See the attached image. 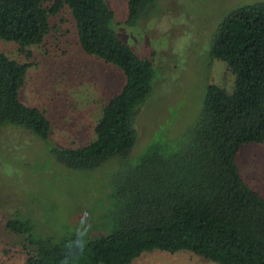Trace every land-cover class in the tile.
I'll return each mask as SVG.
<instances>
[{
  "label": "trees",
  "instance_id": "trees-1",
  "mask_svg": "<svg viewBox=\"0 0 264 264\" xmlns=\"http://www.w3.org/2000/svg\"><path fill=\"white\" fill-rule=\"evenodd\" d=\"M153 2L127 0L126 25L135 26ZM65 11L82 51L124 75L101 105L87 144L50 148L74 170L118 158L110 229L92 238L69 232L52 242L31 218L10 217L4 228L23 238L26 264H129L156 249L218 264H264V196L237 164L243 146L264 142V1L235 7L213 32L210 64L225 65L229 84L218 76L180 137H156L157 129L137 153L134 115L152 92L154 68L110 27L114 13L105 0H0V39L16 44L22 58L0 52V125L10 122L44 140L52 134L46 112L25 104L20 88L35 64L29 47L42 44L57 25L52 19Z\"/></svg>",
  "mask_w": 264,
  "mask_h": 264
},
{
  "label": "rangeland",
  "instance_id": "rangeland-1",
  "mask_svg": "<svg viewBox=\"0 0 264 264\" xmlns=\"http://www.w3.org/2000/svg\"><path fill=\"white\" fill-rule=\"evenodd\" d=\"M258 1L264 0H154L137 24L128 26L127 0H105L114 13L110 27L137 56L152 59L154 68L152 92L134 115L138 131L134 153L157 129L156 137H180L196 120L207 85L218 76L229 84L225 65L210 64L213 32L232 9ZM52 22L57 25L44 42L29 47L35 64L20 88L25 104L46 112L52 134L44 140L10 122L0 125V262L4 264H26L23 238L4 228L15 215L31 218L42 237L52 242L69 232L92 238L110 229L111 177L118 158L91 170H74L58 162L50 148L87 144L101 105L120 90L124 75L120 68L82 51L66 11ZM0 52L22 59L11 41L0 39ZM237 164L243 180L264 196V142L243 146ZM129 264L218 263L189 251L156 249Z\"/></svg>",
  "mask_w": 264,
  "mask_h": 264
}]
</instances>
